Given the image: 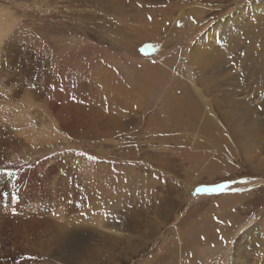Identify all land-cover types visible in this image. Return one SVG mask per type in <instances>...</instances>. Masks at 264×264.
Returning <instances> with one entry per match:
<instances>
[{
    "label": "rangeland",
    "instance_id": "374dc122",
    "mask_svg": "<svg viewBox=\"0 0 264 264\" xmlns=\"http://www.w3.org/2000/svg\"><path fill=\"white\" fill-rule=\"evenodd\" d=\"M258 1L0 0V264H264V71L198 65Z\"/></svg>",
    "mask_w": 264,
    "mask_h": 264
},
{
    "label": "bare ground",
    "instance_id": "6f19581e",
    "mask_svg": "<svg viewBox=\"0 0 264 264\" xmlns=\"http://www.w3.org/2000/svg\"><path fill=\"white\" fill-rule=\"evenodd\" d=\"M263 5L264 1L256 2V10L258 15L256 17H253L252 19H249V21L241 24L242 26L239 27L238 32L235 29L231 30V27L229 25L226 26L224 37L227 36L230 38L229 44L225 41L227 38L226 37L222 45L216 46L215 44L209 48V51H203L202 48L209 45H206L207 43L204 42L207 37L202 36V39H200L199 42L196 43L197 46L194 48L193 51L194 54H199L203 51L202 55L206 57L205 59L207 61V64H205L204 62L198 63L199 68L201 69V71H203L202 74H205L207 72V75H211L210 71H214L215 69L220 70L221 67L225 65V62L229 63L232 66V63L234 62L233 60H236L238 63L236 67H233L234 69L230 68L231 70L233 69L235 71H264V11L262 10ZM261 35L262 37H260ZM236 55L239 57H235ZM222 74L224 75V73ZM230 101L231 98L229 97L225 98L224 100V102L228 103H230ZM237 119L243 122V125H241L244 127H239V130L237 132L235 131L236 137L241 135V137L245 139L243 141L242 148H244L246 156H249L250 158H255L256 155L260 153L257 151V154H255V149L257 147L262 150L263 154L264 143H262V137L264 136V122H248L242 117ZM259 140H261L262 144L258 143ZM185 239V245H187L188 243H192L195 240V238H192L190 235L188 237H185ZM185 247L189 246L187 245Z\"/></svg>",
    "mask_w": 264,
    "mask_h": 264
},
{
    "label": "snow or ice",
    "instance_id": "6c2138e0",
    "mask_svg": "<svg viewBox=\"0 0 264 264\" xmlns=\"http://www.w3.org/2000/svg\"><path fill=\"white\" fill-rule=\"evenodd\" d=\"M151 47V46H148ZM33 87H35L36 85H32ZM0 171H3L2 169H0ZM8 176H11L12 173L11 172H6L5 173ZM242 183H247V181H241ZM229 184L228 183H220L215 185V187L212 188H197L195 190V194H200L202 192H214V191H223L224 189L228 188ZM236 191H242V189L237 188ZM223 239V238H221Z\"/></svg>",
    "mask_w": 264,
    "mask_h": 264
}]
</instances>
